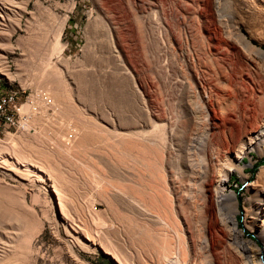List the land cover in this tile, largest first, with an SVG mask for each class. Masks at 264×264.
<instances>
[{
	"label": "rangeland",
	"instance_id": "rangeland-1",
	"mask_svg": "<svg viewBox=\"0 0 264 264\" xmlns=\"http://www.w3.org/2000/svg\"><path fill=\"white\" fill-rule=\"evenodd\" d=\"M215 3L0 0V88L22 92L29 118L0 137V264L202 263L198 228L218 220L204 183L264 116V28L221 27ZM244 96L258 109L249 121ZM241 164L248 180L234 172L227 191L264 252L245 226L264 156Z\"/></svg>",
	"mask_w": 264,
	"mask_h": 264
},
{
	"label": "bare ground",
	"instance_id": "bare-ground-1",
	"mask_svg": "<svg viewBox=\"0 0 264 264\" xmlns=\"http://www.w3.org/2000/svg\"><path fill=\"white\" fill-rule=\"evenodd\" d=\"M216 2L217 3L215 4L217 6L216 10L218 13V17L221 18L218 20V22L220 23L221 27L222 25L234 26L236 21L239 22L243 19V22L256 20V22H258V24L261 26L260 28H264V0H216ZM232 4H234L235 6V13L230 12L229 5ZM241 8L246 9L247 15L245 17H241V15H239L238 13V10L241 11ZM224 17L225 20L222 19ZM236 31L234 32L236 33L234 36L237 40V44H239V46L241 45V47H243L244 49H246L247 47H251L250 41L245 36L240 34L239 28L236 29ZM261 41L262 40H260L259 42V47H254V49H256L255 55L264 60V43H262ZM234 90L233 92L231 91V95H233V97L237 95V90L236 92ZM0 92L3 94H11L16 91L0 88ZM245 98V105H243L247 106V109H244V120L249 121V119L252 118L253 114L256 112V110L258 111V109L256 104H254V102L250 98L247 99V96ZM213 121L215 122L213 123L215 124L214 128L218 131H222V129H225L228 123L227 119H223V121L221 122L219 121V119L214 118ZM248 123L253 124V122ZM242 129L243 128H241V130ZM247 130L245 132H243V130L240 131V133L238 132L239 135L234 140V146H232L231 149L229 148L228 152L231 154L232 159L231 165L219 174L216 181L211 182L212 180L210 181L206 179L207 181L204 183L203 192L207 193L209 191H212V195L208 196L209 205H205L204 207L205 212L206 214H215L218 220H214L216 221V223L213 222L210 225H203L199 226L198 228V255L200 256V258H202L203 264H233V261H231V263L229 258L231 253L235 254L237 264H264V252L260 245L253 240H247L244 237L243 230L240 229V225L237 219L240 207L236 194L232 191H227V183L234 172L240 173L243 181L248 180V175H246L244 166L241 164L245 156L253 151L258 152L260 157L264 156V116L259 124ZM221 134L222 133H220V135ZM219 136H217L216 132V141L218 139L220 140ZM194 139L195 146H204V133L198 135L197 138ZM252 164L253 162L251 163V165ZM248 192L251 195L249 199L251 202V207L246 209L245 226L247 227V229L254 231L264 244V164L259 168L255 178L248 186ZM200 194L199 199L201 200L203 198L202 191ZM181 255L184 256L185 259L187 258V248H184L182 250ZM260 256H263V258L260 259Z\"/></svg>",
	"mask_w": 264,
	"mask_h": 264
},
{
	"label": "built area",
	"instance_id": "built-area-1",
	"mask_svg": "<svg viewBox=\"0 0 264 264\" xmlns=\"http://www.w3.org/2000/svg\"><path fill=\"white\" fill-rule=\"evenodd\" d=\"M22 97V92L19 89L11 94L0 92V137L11 131L17 132L25 128L29 118L23 114L27 103L20 102Z\"/></svg>",
	"mask_w": 264,
	"mask_h": 264
},
{
	"label": "trees",
	"instance_id": "trees-1",
	"mask_svg": "<svg viewBox=\"0 0 264 264\" xmlns=\"http://www.w3.org/2000/svg\"><path fill=\"white\" fill-rule=\"evenodd\" d=\"M262 161H263V159H262ZM262 161H261V162H262ZM259 164H260V163H256V164L254 165V168H253L252 171H251L252 174L256 171V169H257V167L259 166ZM261 166H262V165H261ZM261 166H260V167H261ZM260 167H259V168H260ZM258 170H259V169H258ZM257 172H258V171H257ZM106 264H109V263L106 262Z\"/></svg>",
	"mask_w": 264,
	"mask_h": 264
},
{
	"label": "water",
	"instance_id": "water-1",
	"mask_svg": "<svg viewBox=\"0 0 264 264\" xmlns=\"http://www.w3.org/2000/svg\"><path fill=\"white\" fill-rule=\"evenodd\" d=\"M249 164H246V166H248Z\"/></svg>",
	"mask_w": 264,
	"mask_h": 264
}]
</instances>
